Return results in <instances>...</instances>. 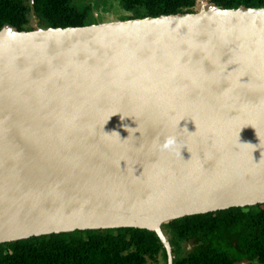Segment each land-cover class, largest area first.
Returning a JSON list of instances; mask_svg holds the SVG:
<instances>
[{
  "label": "water",
  "instance_id": "1",
  "mask_svg": "<svg viewBox=\"0 0 264 264\" xmlns=\"http://www.w3.org/2000/svg\"><path fill=\"white\" fill-rule=\"evenodd\" d=\"M0 29V243L154 231L264 203V6ZM173 144L166 146L169 139Z\"/></svg>",
  "mask_w": 264,
  "mask_h": 264
},
{
  "label": "trees",
  "instance_id": "2",
  "mask_svg": "<svg viewBox=\"0 0 264 264\" xmlns=\"http://www.w3.org/2000/svg\"><path fill=\"white\" fill-rule=\"evenodd\" d=\"M121 19L195 12L198 0H114ZM223 8L263 7L264 0H208ZM123 11V12H122ZM94 24L91 2L0 0V29ZM173 264H264V203L233 206L162 225ZM0 264H167L158 235L139 227L73 230L0 243Z\"/></svg>",
  "mask_w": 264,
  "mask_h": 264
},
{
  "label": "rangeland",
  "instance_id": "3",
  "mask_svg": "<svg viewBox=\"0 0 264 264\" xmlns=\"http://www.w3.org/2000/svg\"><path fill=\"white\" fill-rule=\"evenodd\" d=\"M75 1V0H74ZM78 4L81 3V0H76ZM87 0H83V3H86ZM91 2V6L94 12V15L98 18V21L116 17L121 19L123 14H128L129 12L121 13L119 9L114 6L116 1L114 0H88ZM208 1V0H206ZM198 7H200V1L198 4ZM123 12V11H122ZM34 27H36V22L34 23ZM240 264H246V262H241Z\"/></svg>",
  "mask_w": 264,
  "mask_h": 264
},
{
  "label": "clouds",
  "instance_id": "4",
  "mask_svg": "<svg viewBox=\"0 0 264 264\" xmlns=\"http://www.w3.org/2000/svg\"><path fill=\"white\" fill-rule=\"evenodd\" d=\"M171 144H173V140L170 138V139L167 141L166 146L171 145Z\"/></svg>",
  "mask_w": 264,
  "mask_h": 264
}]
</instances>
